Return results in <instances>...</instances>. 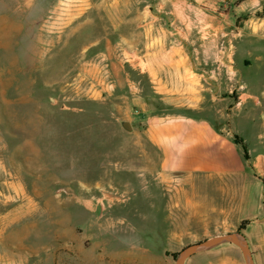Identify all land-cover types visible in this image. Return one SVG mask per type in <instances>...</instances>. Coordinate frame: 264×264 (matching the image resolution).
<instances>
[{
    "label": "rangeland",
    "instance_id": "1",
    "mask_svg": "<svg viewBox=\"0 0 264 264\" xmlns=\"http://www.w3.org/2000/svg\"><path fill=\"white\" fill-rule=\"evenodd\" d=\"M156 1L0 0V264H178L229 234L173 236L146 131L220 79L247 108L234 89L264 85V0ZM234 256L213 262L246 264Z\"/></svg>",
    "mask_w": 264,
    "mask_h": 264
},
{
    "label": "crops",
    "instance_id": "2",
    "mask_svg": "<svg viewBox=\"0 0 264 264\" xmlns=\"http://www.w3.org/2000/svg\"><path fill=\"white\" fill-rule=\"evenodd\" d=\"M205 1L218 5L237 0H158L156 4ZM254 80L259 81L246 77L244 86L234 89L241 100L237 107L246 102V109L230 107L234 96L217 92L224 87L220 79L216 92L206 87L207 92L201 94L204 101L191 106L187 114L160 119L146 132L159 155L162 180L172 181L166 211L177 231L173 236L180 237L179 230H188L193 223L212 234L240 232L256 263L264 247V112L256 114L254 108L264 99V85L254 87ZM227 251L237 261L243 256L233 243L196 255H204L205 264H214L213 257L225 256ZM232 262L226 258L225 264Z\"/></svg>",
    "mask_w": 264,
    "mask_h": 264
},
{
    "label": "water",
    "instance_id": "3",
    "mask_svg": "<svg viewBox=\"0 0 264 264\" xmlns=\"http://www.w3.org/2000/svg\"><path fill=\"white\" fill-rule=\"evenodd\" d=\"M120 126L127 133H133V127L129 121L122 120L120 122ZM224 243L236 244L241 249L246 264H254L247 240L240 232L217 236L215 238L208 239L204 242L190 246L181 253L178 264H185L186 261L193 255L200 252H205Z\"/></svg>",
    "mask_w": 264,
    "mask_h": 264
},
{
    "label": "trees",
    "instance_id": "4",
    "mask_svg": "<svg viewBox=\"0 0 264 264\" xmlns=\"http://www.w3.org/2000/svg\"><path fill=\"white\" fill-rule=\"evenodd\" d=\"M247 224V222H245L243 225H242V228L241 229H244V225ZM177 254H173V257H176Z\"/></svg>",
    "mask_w": 264,
    "mask_h": 264
},
{
    "label": "bare ground",
    "instance_id": "5",
    "mask_svg": "<svg viewBox=\"0 0 264 264\" xmlns=\"http://www.w3.org/2000/svg\"><path fill=\"white\" fill-rule=\"evenodd\" d=\"M166 178V177H165ZM171 179V178H170Z\"/></svg>",
    "mask_w": 264,
    "mask_h": 264
}]
</instances>
